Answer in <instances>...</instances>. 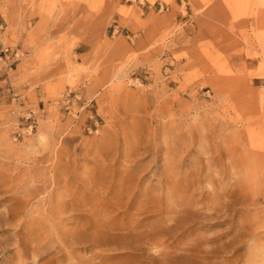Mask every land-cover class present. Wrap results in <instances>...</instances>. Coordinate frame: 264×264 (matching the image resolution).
I'll list each match as a JSON object with an SVG mask.
<instances>
[{
	"label": "rangeland",
	"instance_id": "obj_1",
	"mask_svg": "<svg viewBox=\"0 0 264 264\" xmlns=\"http://www.w3.org/2000/svg\"><path fill=\"white\" fill-rule=\"evenodd\" d=\"M0 264H264V0H0Z\"/></svg>",
	"mask_w": 264,
	"mask_h": 264
},
{
	"label": "bare ground",
	"instance_id": "obj_2",
	"mask_svg": "<svg viewBox=\"0 0 264 264\" xmlns=\"http://www.w3.org/2000/svg\"><path fill=\"white\" fill-rule=\"evenodd\" d=\"M196 206V205H195ZM197 210V209H196ZM206 211V210H205ZM197 212H198V210H197ZM203 213V212H202Z\"/></svg>",
	"mask_w": 264,
	"mask_h": 264
},
{
	"label": "built area",
	"instance_id": "obj_3",
	"mask_svg": "<svg viewBox=\"0 0 264 264\" xmlns=\"http://www.w3.org/2000/svg\"><path fill=\"white\" fill-rule=\"evenodd\" d=\"M161 8H163V5H161Z\"/></svg>",
	"mask_w": 264,
	"mask_h": 264
}]
</instances>
